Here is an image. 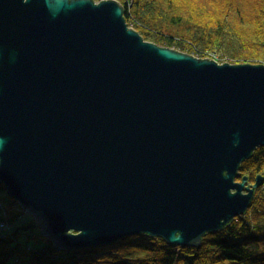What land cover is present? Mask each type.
<instances>
[{"label": "water", "instance_id": "water-1", "mask_svg": "<svg viewBox=\"0 0 264 264\" xmlns=\"http://www.w3.org/2000/svg\"><path fill=\"white\" fill-rule=\"evenodd\" d=\"M264 65L145 41L117 0H0V182L57 253L200 248L246 215ZM16 204V205H15ZM9 219V220H8Z\"/></svg>", "mask_w": 264, "mask_h": 264}, {"label": "trees", "instance_id": "trees-1", "mask_svg": "<svg viewBox=\"0 0 264 264\" xmlns=\"http://www.w3.org/2000/svg\"><path fill=\"white\" fill-rule=\"evenodd\" d=\"M133 1L120 2L127 24L145 41L219 63L264 65V0ZM258 176L264 177V147L242 164L239 180L255 183ZM0 193H5L1 182ZM14 203L0 196V223L3 212L18 207ZM9 219L11 230L0 236V264H264V183L246 215L205 236L200 248L135 235L57 253L32 217L13 210Z\"/></svg>", "mask_w": 264, "mask_h": 264}, {"label": "rangeland", "instance_id": "rangeland-1", "mask_svg": "<svg viewBox=\"0 0 264 264\" xmlns=\"http://www.w3.org/2000/svg\"><path fill=\"white\" fill-rule=\"evenodd\" d=\"M100 1H102V0H96V2H100ZM118 2H120V1H122V2H124V3H128V0H117ZM121 3V2H120ZM132 3H134V1L132 0ZM195 3V2H194ZM263 52H264V50H262ZM212 55V54H211ZM225 62H221L220 63V65H222V64H224ZM231 64V63H230ZM258 65V64H257ZM238 181H241V180H239L238 179ZM250 184H254V183H250ZM0 196L2 197V198H5V197H7V195L5 194V193H0ZM8 198V197H7Z\"/></svg>", "mask_w": 264, "mask_h": 264}]
</instances>
